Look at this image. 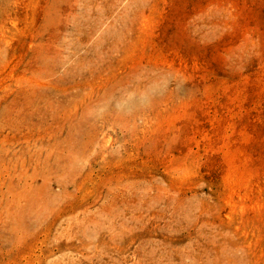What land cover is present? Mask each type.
Listing matches in <instances>:
<instances>
[{"label":"rangeland","instance_id":"374dc122","mask_svg":"<svg viewBox=\"0 0 264 264\" xmlns=\"http://www.w3.org/2000/svg\"><path fill=\"white\" fill-rule=\"evenodd\" d=\"M0 264H264V0H0Z\"/></svg>","mask_w":264,"mask_h":264}]
</instances>
